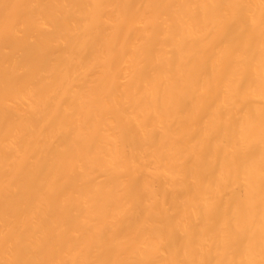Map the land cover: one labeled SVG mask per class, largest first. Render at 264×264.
<instances>
[{
	"label": "bare ground",
	"instance_id": "1",
	"mask_svg": "<svg viewBox=\"0 0 264 264\" xmlns=\"http://www.w3.org/2000/svg\"><path fill=\"white\" fill-rule=\"evenodd\" d=\"M0 264H264V0H0Z\"/></svg>",
	"mask_w": 264,
	"mask_h": 264
}]
</instances>
